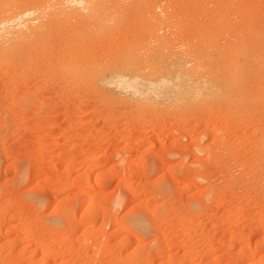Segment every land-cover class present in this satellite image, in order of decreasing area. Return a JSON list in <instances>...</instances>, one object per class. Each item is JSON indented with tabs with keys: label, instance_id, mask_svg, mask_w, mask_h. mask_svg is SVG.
Returning <instances> with one entry per match:
<instances>
[{
	"label": "rangeland",
	"instance_id": "obj_1",
	"mask_svg": "<svg viewBox=\"0 0 264 264\" xmlns=\"http://www.w3.org/2000/svg\"><path fill=\"white\" fill-rule=\"evenodd\" d=\"M58 1L0 0V264H264V0Z\"/></svg>",
	"mask_w": 264,
	"mask_h": 264
},
{
	"label": "bare ground",
	"instance_id": "obj_2",
	"mask_svg": "<svg viewBox=\"0 0 264 264\" xmlns=\"http://www.w3.org/2000/svg\"><path fill=\"white\" fill-rule=\"evenodd\" d=\"M94 3V2H93ZM57 4H59L62 7V13H67L68 7L75 9V11L80 12L84 6H83V0H60L57 2ZM73 4V7H71ZM89 4V3H88ZM87 7V6H86ZM91 7V6H90ZM85 10V9H84ZM97 8L95 7H91V12L89 13H96ZM107 10V9H106ZM99 11V10H98ZM100 12V11H99ZM102 12V11H101ZM231 68V67H230ZM233 71V70H232ZM228 72V71H226ZM232 73V72H231ZM236 73V72H235ZM231 76V75H230ZM85 189V188H84ZM89 192L87 190H83L81 191V193L79 194L80 199L82 201L86 202L87 197Z\"/></svg>",
	"mask_w": 264,
	"mask_h": 264
}]
</instances>
